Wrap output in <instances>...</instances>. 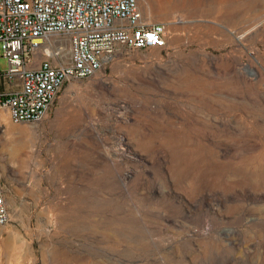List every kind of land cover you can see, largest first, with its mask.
I'll return each instance as SVG.
<instances>
[{
	"label": "rangeland",
	"instance_id": "1",
	"mask_svg": "<svg viewBox=\"0 0 264 264\" xmlns=\"http://www.w3.org/2000/svg\"><path fill=\"white\" fill-rule=\"evenodd\" d=\"M141 6L165 49L4 116L0 264H264V0Z\"/></svg>",
	"mask_w": 264,
	"mask_h": 264
},
{
	"label": "built area",
	"instance_id": "2",
	"mask_svg": "<svg viewBox=\"0 0 264 264\" xmlns=\"http://www.w3.org/2000/svg\"><path fill=\"white\" fill-rule=\"evenodd\" d=\"M168 24L141 0H0V128L41 123L72 81L98 75L122 51L165 49ZM0 184V229L10 223Z\"/></svg>",
	"mask_w": 264,
	"mask_h": 264
},
{
	"label": "bare ground",
	"instance_id": "3",
	"mask_svg": "<svg viewBox=\"0 0 264 264\" xmlns=\"http://www.w3.org/2000/svg\"><path fill=\"white\" fill-rule=\"evenodd\" d=\"M99 83H101V82H99ZM101 84H102V83H101ZM105 85H106V84L103 83V87H104ZM99 86H100V85H99ZM99 86H98V87H99ZM106 86H108V85H106ZM110 86H111V85H110ZM99 88H100V87H99ZM103 89H105V88H103ZM92 131L94 132V130H92ZM126 178L128 179V178H129V175H127ZM260 197H261V196H260ZM263 200H264V199H263Z\"/></svg>",
	"mask_w": 264,
	"mask_h": 264
},
{
	"label": "crops",
	"instance_id": "4",
	"mask_svg": "<svg viewBox=\"0 0 264 264\" xmlns=\"http://www.w3.org/2000/svg\"><path fill=\"white\" fill-rule=\"evenodd\" d=\"M0 89H1V87H0Z\"/></svg>",
	"mask_w": 264,
	"mask_h": 264
}]
</instances>
